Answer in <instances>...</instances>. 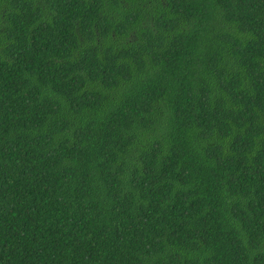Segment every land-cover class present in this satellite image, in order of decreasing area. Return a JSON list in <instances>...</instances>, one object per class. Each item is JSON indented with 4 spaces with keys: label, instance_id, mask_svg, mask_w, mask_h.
<instances>
[{
    "label": "trees",
    "instance_id": "16d2710c",
    "mask_svg": "<svg viewBox=\"0 0 264 264\" xmlns=\"http://www.w3.org/2000/svg\"><path fill=\"white\" fill-rule=\"evenodd\" d=\"M0 264H264V0H0Z\"/></svg>",
    "mask_w": 264,
    "mask_h": 264
}]
</instances>
